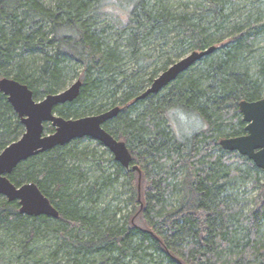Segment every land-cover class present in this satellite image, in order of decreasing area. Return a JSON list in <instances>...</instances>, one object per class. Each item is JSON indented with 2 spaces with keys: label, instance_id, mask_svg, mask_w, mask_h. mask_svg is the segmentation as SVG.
I'll return each instance as SVG.
<instances>
[{
  "label": "trees",
  "instance_id": "trees-1",
  "mask_svg": "<svg viewBox=\"0 0 264 264\" xmlns=\"http://www.w3.org/2000/svg\"><path fill=\"white\" fill-rule=\"evenodd\" d=\"M237 1L0 0V77L39 99L80 75L78 97L55 111L80 117L119 105L104 127L133 156L130 167L111 156L108 171L80 147L85 137L19 163L10 180L35 182L59 216L23 214L0 195V264H264L263 171L220 144L246 133L240 101L264 97V7L250 0L234 22ZM172 32L175 57L216 49L137 100L173 63L162 49ZM24 130L0 90V152ZM118 185L125 214L107 197Z\"/></svg>",
  "mask_w": 264,
  "mask_h": 264
},
{
  "label": "water",
  "instance_id": "water-1",
  "mask_svg": "<svg viewBox=\"0 0 264 264\" xmlns=\"http://www.w3.org/2000/svg\"><path fill=\"white\" fill-rule=\"evenodd\" d=\"M215 49L216 45H211L202 50H193L174 62L137 96V100L146 98L151 93L160 92L194 63L214 52ZM81 86L82 80L77 79L62 91L36 99L33 90L27 84L13 77L0 78V90L8 97L25 128L20 138L11 142L0 152V186H2L0 195L10 201L18 200L23 214L59 216L56 207L35 182L16 185L8 177L19 163L34 155L59 145H66L77 138L91 137L106 146L123 166L130 167L133 161L128 144L116 138L103 126L107 120L119 113L121 109L119 105L101 113L77 118H66L54 111L56 105L76 99ZM239 107L243 120L246 122V133L222 138L220 144L225 149L248 156L264 174V97L251 101L241 100ZM47 123L55 127L52 133H46ZM133 169H137V166L134 165Z\"/></svg>",
  "mask_w": 264,
  "mask_h": 264
},
{
  "label": "rangeland",
  "instance_id": "rangeland-1",
  "mask_svg": "<svg viewBox=\"0 0 264 264\" xmlns=\"http://www.w3.org/2000/svg\"><path fill=\"white\" fill-rule=\"evenodd\" d=\"M177 1H179V0H176V2ZM181 1L187 2L190 5L191 8H195L197 6L196 3L199 2V1H201V0H181ZM254 1H256V3H253V4L256 5V8L257 9H259V7H262V8L264 7V0H254ZM249 2H250V0H239V1H237V4L239 5V8H240L239 10L240 11H239V14L236 13L232 17V19H233L234 22H241V21H243V17H246L247 14H249V10L252 8V5H253L252 3H249ZM175 39H176V33L175 32H172L170 34L169 39H168V42H169L168 46L165 47V48H162L163 50L168 51L170 53V55H171V57L173 59V63L176 62V61H178V60H180L181 58L185 57L186 55H188L189 53H191L194 50L192 48H188L185 51V53H183L182 55H179V56L175 57V52L178 51L177 48H174L175 47V44L173 42H174ZM259 46H260L261 50L264 52V38L260 42ZM160 49L161 48H158V49L151 48L152 52L155 53V54L156 53H160ZM165 60H166V58L160 57L159 58V62H160L159 66ZM173 63H171V64H173ZM152 68L150 67L147 72L150 73L151 70H152ZM164 70H161L158 73V75H160V73L163 72ZM81 71H82V69H79L78 73H80ZM149 73L144 78H148L149 77ZM79 76L80 75L77 74L75 78L71 79V81L67 84V86L65 88L69 87L74 81H76L77 79H79ZM2 77H5V76H2ZM2 77H0V78H2ZM65 88H63L62 90H64ZM62 90H60V91H62ZM44 97H45L44 95L43 96H40L39 99H42ZM53 131L54 130H51L50 128H48L46 130V133H52ZM80 143L81 144H79V145H81L80 146L81 148H83L85 146H90L91 148H93L96 151L97 157L100 158L101 164L104 167L108 168V171H110V170L113 171L114 170V162L111 160V156L114 157V155H113V153L106 146H104L103 144H99L98 141L97 140H94V139H83V141H81ZM90 161H92V162H90ZM86 166L90 169V171L92 173H96L95 172V171H97L96 159H94V160L89 159L87 161V163H86ZM125 190H126L125 187H123L122 185H118L117 187H115L113 189L112 192H109L108 195H107L108 198H112L113 197L111 203L114 205V207L121 206V208L123 209L122 211H123L124 214L127 213V212H129L131 210V204L130 203H127L126 200H125L126 197H127V194L124 193ZM3 249H4L5 253L8 251V247L7 246H4Z\"/></svg>",
  "mask_w": 264,
  "mask_h": 264
},
{
  "label": "flooded vegetation",
  "instance_id": "flooded-vegetation-1",
  "mask_svg": "<svg viewBox=\"0 0 264 264\" xmlns=\"http://www.w3.org/2000/svg\"><path fill=\"white\" fill-rule=\"evenodd\" d=\"M63 104H64V103H63ZM58 105H61V104H58ZM58 105H56V106H58ZM56 106H55V107H56ZM55 107H54V111H55ZM107 110H108V109H107ZM55 112H56V111H55ZM102 112H103V111H102ZM56 113L59 114L58 112H56ZM100 113H101V112H100ZM95 114H96V113H95ZM59 115H60V114H59ZM88 115H90V114H88ZM84 116H85V115H84ZM116 116H117V115H116ZM116 116H115V117H116ZM80 117H81V116H80ZM66 118H67V117H66ZM68 118H77V117H68ZM113 118H114V117H113ZM111 119H112V118H111ZM111 119H109V120H111ZM109 120H107V121H109ZM107 121H106V122H107ZM106 122H105V123H106ZM105 123H104V124H105ZM47 124H48V123H47ZM52 126H53V125H52ZM103 126H104V125H103ZM53 127H54V126H53ZM54 129H55V127H54ZM83 138H85V137H83ZM90 138H91V137H90ZM77 139H80V138H77ZM91 139H93V138H91ZM74 140H75V139H74ZM94 140H95V139H94ZM97 141H98V140H97Z\"/></svg>",
  "mask_w": 264,
  "mask_h": 264
},
{
  "label": "snow or ice",
  "instance_id": "snow-or-ice-1",
  "mask_svg": "<svg viewBox=\"0 0 264 264\" xmlns=\"http://www.w3.org/2000/svg\"><path fill=\"white\" fill-rule=\"evenodd\" d=\"M0 190H2V186H0Z\"/></svg>",
  "mask_w": 264,
  "mask_h": 264
},
{
  "label": "bare ground",
  "instance_id": "bare-ground-1",
  "mask_svg": "<svg viewBox=\"0 0 264 264\" xmlns=\"http://www.w3.org/2000/svg\"><path fill=\"white\" fill-rule=\"evenodd\" d=\"M159 76V75H158ZM240 108V107H239ZM241 111V110H240ZM242 114V113H241ZM243 117V116H242Z\"/></svg>",
  "mask_w": 264,
  "mask_h": 264
}]
</instances>
